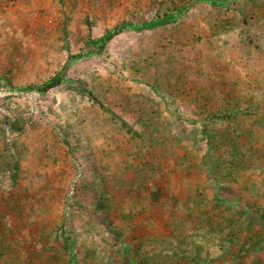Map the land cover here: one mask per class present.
Wrapping results in <instances>:
<instances>
[{"label":"rangeland","instance_id":"obj_1","mask_svg":"<svg viewBox=\"0 0 264 264\" xmlns=\"http://www.w3.org/2000/svg\"><path fill=\"white\" fill-rule=\"evenodd\" d=\"M240 209L264 215V0H0V264L256 263Z\"/></svg>","mask_w":264,"mask_h":264},{"label":"trees","instance_id":"obj_2","mask_svg":"<svg viewBox=\"0 0 264 264\" xmlns=\"http://www.w3.org/2000/svg\"><path fill=\"white\" fill-rule=\"evenodd\" d=\"M10 127L13 128V129H15V131H20L21 130V127L20 126H17V125L15 126L14 124H12ZM195 186H196V184H194V183H192L190 181L188 183H186V188H187V191L188 192H191ZM154 194L155 193H153L152 195L150 194V197L153 199L152 201L157 205V209H158L161 217L164 219L165 214H166V208L162 204L165 203V199H160V197H161L160 194L156 195V197L154 198ZM174 202L176 204H178V205L180 204L179 200L177 199V194L174 195L173 193L172 194L169 193V231H172L171 234L172 233H175V235H177V234L181 233V231H182L181 229L182 228H179L177 226H174L176 224H174L171 221L172 218H173V209L171 208V206H172V204ZM150 209L151 208H148L147 206H144V207L141 206V208L139 209V211L142 214H147L149 212L148 210H150ZM237 213H238V215L236 216V218H238V219H237L236 222H239L240 221V218L244 219V217L246 216V219L248 220V224L247 225H244V226H238V224L236 225V224H233V223L227 224L226 231H227V233H228L229 236H234L236 238V232H242L241 234L243 235L242 245L239 244V243L238 244H235V245H237L236 247H238V245H241V246H239L238 250H235V251L242 252L243 249L246 248V247H248V248H250V247L253 248L255 246L258 247L257 246L258 243L263 241L261 239L258 240V236L260 235V233H264V215L263 214H260L259 215L260 218H259L258 214H253V213L250 214V213L246 212L245 209H240ZM255 215H256V217L258 219L255 218ZM253 216H254V218H253ZM149 218H151V216H149ZM143 222L146 223V225L152 227V225H150L149 222H147V221H143ZM203 222H206V224H209L210 217L206 216L205 220L203 219ZM207 229H208L207 231H210V232H207V233H212L214 231L216 233H218L220 231L219 228L216 226V224H214L213 226H211V228H207ZM172 235H174V234H172ZM236 241H238V240L236 239ZM255 252L256 253L257 252H260V253L255 254V257H256L255 260L257 259V262L256 263L259 264V263L263 262L264 261V242H263V244L261 246L259 245V247H258L257 250L255 249ZM56 255L57 254H54V256H56ZM72 257L73 256H71V258ZM7 258L8 257H5V261L8 264V262H7L8 259ZM0 261L3 262V258L0 259ZM235 262L236 261L233 258V263H235ZM256 263L253 262L252 264H256Z\"/></svg>","mask_w":264,"mask_h":264}]
</instances>
